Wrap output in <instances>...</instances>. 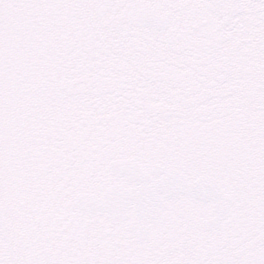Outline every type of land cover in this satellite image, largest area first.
<instances>
[{
	"label": "snow or ice",
	"instance_id": "1",
	"mask_svg": "<svg viewBox=\"0 0 264 264\" xmlns=\"http://www.w3.org/2000/svg\"><path fill=\"white\" fill-rule=\"evenodd\" d=\"M0 264H264V0H0Z\"/></svg>",
	"mask_w": 264,
	"mask_h": 264
}]
</instances>
